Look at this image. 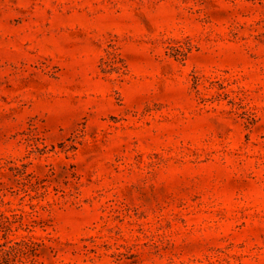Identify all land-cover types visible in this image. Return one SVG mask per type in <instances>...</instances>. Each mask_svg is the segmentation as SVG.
Here are the masks:
<instances>
[{"label":"rangeland","instance_id":"374dc122","mask_svg":"<svg viewBox=\"0 0 264 264\" xmlns=\"http://www.w3.org/2000/svg\"><path fill=\"white\" fill-rule=\"evenodd\" d=\"M0 264H264V0H0Z\"/></svg>","mask_w":264,"mask_h":264}]
</instances>
